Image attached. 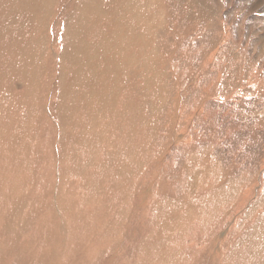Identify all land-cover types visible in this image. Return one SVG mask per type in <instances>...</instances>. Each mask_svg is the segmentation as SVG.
I'll return each instance as SVG.
<instances>
[{
	"label": "rangeland",
	"instance_id": "374dc122",
	"mask_svg": "<svg viewBox=\"0 0 264 264\" xmlns=\"http://www.w3.org/2000/svg\"><path fill=\"white\" fill-rule=\"evenodd\" d=\"M0 11V264H264V0Z\"/></svg>",
	"mask_w": 264,
	"mask_h": 264
},
{
	"label": "bare ground",
	"instance_id": "6f19581e",
	"mask_svg": "<svg viewBox=\"0 0 264 264\" xmlns=\"http://www.w3.org/2000/svg\"><path fill=\"white\" fill-rule=\"evenodd\" d=\"M91 4V3H90ZM93 5L91 4V11H92V9H93ZM30 11H32V12H34V13H36L37 11H38V6L35 4V5H33V6H31V10ZM86 11V10H85ZM14 14V13H13ZM82 14H84V13H82ZM93 14V13H92ZM99 14V13H98ZM94 16V15H93ZM4 18V19H3ZM10 20L11 19H9L8 18V16H5V15H2L1 14V11H0V33L1 32H3V31H7V30H10V27L12 26L11 25V23H10ZM11 31V30H10ZM12 32V31H11ZM1 39V38H0ZM11 42V41H13L14 42V35H13V33H12V36L10 37V38H8V39H5V40H3V39H1L0 40V45L6 50L5 52H13V53H18V52H16L15 51V48H13L12 46H9L8 45V42ZM27 52H30V51H28L27 50ZM110 52V51H109ZM19 54H21L22 55V57H23V61L25 60V58H26V54L23 52V51H21ZM87 54V53H86ZM17 55V54H16ZM0 63H2V62H0ZM2 65H3V70H5V71H7L8 73L9 72H11V73H15L16 75H17V78H21V79H23L24 77H25V75H26V81L28 80V82H30L31 83V85H28L27 86V88H26V90H30L32 87V84H33V80H32V77L31 76H29V73H27L25 70H24V67H23V65L21 64V63H17V56H15V55H13V56H10V57H7V59H6V62L5 63H2ZM1 65V66H2ZM1 66H0V68H1ZM16 68H20L21 70L19 71V72H16ZM27 73V74H26ZM103 79V78H102ZM0 80H3V78H0ZM68 93V97H70V96H77L76 97V99H78V93H76L75 91H72L71 89H65V87H64V90H63V96H65L66 94ZM71 103V102H70ZM74 102H72V104H73ZM65 104H66V106H69V102L66 100V98H65ZM79 109H80V111H82V112H84V108L85 107H82V105L81 104H78V106H77ZM86 110H87V108H86ZM65 120V119H64ZM83 126V125H82ZM146 252V251H145ZM146 254V253H145ZM92 259V258H91Z\"/></svg>",
	"mask_w": 264,
	"mask_h": 264
}]
</instances>
